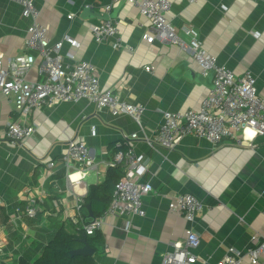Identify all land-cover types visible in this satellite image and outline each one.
Here are the masks:
<instances>
[{
    "label": "crops",
    "instance_id": "obj_1",
    "mask_svg": "<svg viewBox=\"0 0 264 264\" xmlns=\"http://www.w3.org/2000/svg\"><path fill=\"white\" fill-rule=\"evenodd\" d=\"M170 1L164 16L179 35L186 40L180 27L192 24L204 49L218 63L237 76L253 74L257 94L264 100V5L255 0ZM108 3L34 0L50 42L68 34L77 45L64 41L61 53L90 61L101 87L142 105L143 113L138 122L85 99L58 101L31 110L25 120L34 126L33 133L12 144L4 134L6 123L19 121L20 115L0 93V264L32 263L61 226L71 232L82 226L77 200H83L90 184L104 179L109 167L100 164L98 173L73 171L72 180H80L69 185L61 155L70 138L85 141L91 156L100 161L132 147L145 165L138 178L154 190L142 196L144 216L106 218L98 230L104 243L93 253L95 264H163L162 255L173 250V242L183 241L190 225L182 214L169 211L180 192H189L203 203L193 224L200 238L193 264H214L228 246L244 250L254 234L264 236V134L255 136L251 146L228 138L213 144L194 135L181 137L172 148L150 145L147 138H153L163 112L197 107L212 80L200 74L188 51L159 40L147 42L150 21L136 5L119 0L107 14ZM109 17L117 22V34L95 40L89 26ZM28 24L18 2L0 0L4 61L25 52L37 56L25 45ZM39 63L37 57L28 80L43 79ZM134 132L138 136L130 139ZM31 200H37L38 209L27 216L24 209ZM79 212L83 215L82 209ZM243 264L250 263L246 259ZM259 264H264V253Z\"/></svg>",
    "mask_w": 264,
    "mask_h": 264
},
{
    "label": "built area",
    "instance_id": "obj_2",
    "mask_svg": "<svg viewBox=\"0 0 264 264\" xmlns=\"http://www.w3.org/2000/svg\"><path fill=\"white\" fill-rule=\"evenodd\" d=\"M14 1L20 4L21 15L29 20L26 48L36 50L37 56L25 52L4 61L0 54V93L13 103L14 109L20 115L19 121L6 123L4 134L12 144L21 142L33 133L34 126L25 120V116L31 110L58 101L85 99L99 109L105 108L112 114H127L139 122L144 110L142 105L121 100L111 88L101 87L96 68L90 61L76 60L74 53L66 55L61 53L64 41L77 45L68 34L50 42L46 27L39 21V10L35 7L34 0ZM118 1L109 0L104 6L105 12L109 14L112 4ZM126 1L136 5L140 13L150 21V32L145 34L147 42L159 40L174 44L190 53L199 65L202 76L213 73L212 86L197 107L187 108L183 112H163V121L155 129L153 138H147L150 145L172 148L181 137L194 135L213 144L228 138L237 144L251 146L255 136L264 134V100L257 94L255 77L250 71L237 76L226 65L218 63L216 57L204 49L198 31L192 24H183L180 27V31L187 39L180 36L164 16L171 6L170 0ZM255 1L264 5V0ZM67 17L71 18L72 13ZM116 24L117 22L109 17L98 24L90 25L89 29L94 39L100 41L117 34ZM117 39L115 44L118 47L120 39L118 37ZM37 57L40 60L39 71L44 77L41 80H28L26 75ZM145 69L149 70L150 67L146 66ZM137 136L134 132L129 138L134 139ZM61 162L65 166L69 185L80 180H72L73 171H80L83 174L89 171L98 173L100 164L106 167L122 164L124 168L123 176L113 188L110 204L92 222H82L83 215L79 210L82 209L83 200L78 198L77 219L82 222L85 234L90 235L98 231L108 216L145 215L142 196L154 190L149 182L138 178L145 170V165L132 147L117 150L111 160L100 161L91 156L85 141L70 138L61 155ZM48 165L50 167L53 164L49 162ZM173 199L169 211L182 214L190 225L183 241L173 242V250L162 255V263L193 264L197 260L194 251L200 243L193 224L195 215L203 208V203L189 192L177 193ZM37 209V200H31L25 206L24 213L27 216H34ZM130 227L131 222L127 221L125 229L128 230ZM261 237L254 234L249 246L244 250L228 246L222 258L214 264H243L246 259L250 264H259L264 253V236Z\"/></svg>",
    "mask_w": 264,
    "mask_h": 264
},
{
    "label": "trees",
    "instance_id": "obj_3",
    "mask_svg": "<svg viewBox=\"0 0 264 264\" xmlns=\"http://www.w3.org/2000/svg\"><path fill=\"white\" fill-rule=\"evenodd\" d=\"M123 174L122 164H117L108 168L101 182L92 183L88 186L83 197L82 212L84 216L87 203H90L94 216L100 215L107 208L112 198L113 188ZM84 234L81 225L73 232L61 226L34 262H22L21 264H95L93 255L71 253L72 250L84 245L82 241ZM85 243L95 252L99 246L103 245V236L98 231L90 235L85 234Z\"/></svg>",
    "mask_w": 264,
    "mask_h": 264
},
{
    "label": "water",
    "instance_id": "obj_4",
    "mask_svg": "<svg viewBox=\"0 0 264 264\" xmlns=\"http://www.w3.org/2000/svg\"><path fill=\"white\" fill-rule=\"evenodd\" d=\"M212 76H213V73L210 74L209 79L212 80ZM85 207L87 209V214L84 216V222L85 223L92 222L95 219V216L92 213L90 203H87ZM82 241L84 242V245L82 247H80V248L72 250L71 253L72 254H81V255H93L94 249L90 248L85 243V234L83 235Z\"/></svg>",
    "mask_w": 264,
    "mask_h": 264
}]
</instances>
